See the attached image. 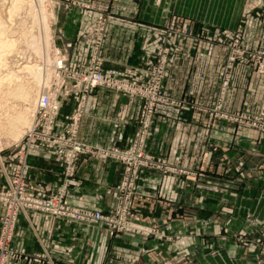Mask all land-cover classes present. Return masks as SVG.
Segmentation results:
<instances>
[{"label": "crops", "instance_id": "0c3cea01", "mask_svg": "<svg viewBox=\"0 0 264 264\" xmlns=\"http://www.w3.org/2000/svg\"><path fill=\"white\" fill-rule=\"evenodd\" d=\"M204 2L210 6L206 11ZM259 2L169 0L164 4L168 13L153 11L147 18L140 0H104L99 12L70 9L60 31L73 41L68 53L74 68L85 66L95 47L106 74L142 83L159 49L168 52L162 86L178 104L155 107L145 150L171 168H145L130 208L133 222L156 227L163 237L28 209L19 213L11 239L19 257L8 264H149L170 259L173 246L181 254L192 245L198 253L205 216L231 211L236 199L259 190L264 182V128L230 116L259 112L264 75L242 56L228 66L232 45L205 34L226 29L238 35L242 47H264V0ZM180 17L194 20V28L156 26L165 18L180 24ZM92 22L93 34L87 35ZM225 72L229 78L222 87ZM60 98L56 131L71 132L90 148L78 156L75 172L64 174V147L36 143L27 149L20 144L18 150L26 149L24 163L18 162L17 152L8 154L0 168V185L21 166L28 191L43 195L66 184L67 204L108 211L118 202L122 164L101 149L130 145L141 100L100 87L83 100L73 95Z\"/></svg>", "mask_w": 264, "mask_h": 264}, {"label": "rangeland", "instance_id": "374dc122", "mask_svg": "<svg viewBox=\"0 0 264 264\" xmlns=\"http://www.w3.org/2000/svg\"><path fill=\"white\" fill-rule=\"evenodd\" d=\"M10 1L0 0V21L6 26L9 37L16 39L15 45L17 46L14 45V51L11 50L12 53L8 54L9 57L13 55L11 59L9 58L11 61L8 60L10 61V67L12 66L11 68L18 70L15 76L17 79H14L15 82L18 84L23 83L21 86H26L30 95L27 100L18 99V97L14 96L6 97L7 99H5L4 103L8 105L10 110H5L3 115L5 117L8 114L14 116L18 109L28 108V119H31V121L29 120L27 125H23V132L17 139H13L6 131L4 132L3 128L0 129V168L6 163L8 154L16 153L20 148V144L27 143L26 133L35 125V122L38 121V125H42L43 111L42 108H39V99L42 95H49L53 98V103L57 104L58 109L63 104L60 98L63 95H73L77 101H79L78 96H80L81 100L83 99L82 94L86 93L82 91L81 76L78 77L77 74L87 71L86 69L94 55L95 47L85 66L72 67L69 63L68 51L72 47L73 41L64 39L60 28L70 9L79 12L93 9L94 12H99L98 9L103 8L104 0H30L35 6H31V11L28 10L29 5H27L19 13L11 17L8 13ZM167 1L169 0H140L139 8L142 15L146 18L151 13L153 14V11L157 14H164L169 11L164 6ZM257 1L259 2L260 0ZM203 7L205 11L210 8L206 2H204ZM74 10L71 11L74 12ZM40 11L43 12L41 13ZM185 18L186 22L184 18H178L185 25L184 27L180 25L181 23H171L169 19L166 20L167 18L156 26H165L167 29L172 30L187 29V31L194 28V20ZM93 23L88 25L87 35L94 31L90 27L94 25ZM47 27L48 30L46 29ZM209 27L208 29L204 27V29L209 30ZM47 39L49 40L48 42H46ZM98 40L99 38H96L94 46L98 43ZM19 63L21 65L32 64L34 69L19 71L20 66H17ZM55 130H58V125L55 126ZM234 202L232 204L235 207H232L231 211L222 210L218 215L209 214L205 216L203 228L199 230L201 238L199 244H197L198 253L194 252L193 249L195 247L192 245L188 248V251L181 254L177 253L175 246H173L169 256L170 259L162 258L160 261L157 259L159 262H150L149 264H264V182L259 186L258 191L252 193L249 197H240ZM140 232L163 237L161 231L153 226L142 227ZM170 260L172 261L171 263L169 262Z\"/></svg>", "mask_w": 264, "mask_h": 264}, {"label": "built area", "instance_id": "2783aa9c", "mask_svg": "<svg viewBox=\"0 0 264 264\" xmlns=\"http://www.w3.org/2000/svg\"><path fill=\"white\" fill-rule=\"evenodd\" d=\"M206 35L214 40L227 42L232 45L229 56V65L237 56L247 58L249 65L258 73L264 75V47L246 48L239 43L238 35L226 29H215ZM167 50L160 48L157 59L152 65L149 78L145 82H138L123 77H113L103 72L100 57L94 53L87 71L79 72L83 85L82 98L96 88H104L140 98V111L137 126L128 147L111 146L101 149L104 156L119 161L122 164L121 180L118 186L119 196L115 207L108 211H94L67 204L63 200L66 184L59 186L55 191L43 195L28 191V183L24 171L19 166L13 175L8 176L6 182L0 185V204L2 213L0 215V264H8L9 260L19 257L11 246V239L15 223L19 213L28 209L44 211L50 215L63 217L69 220L80 221L86 224L103 222L115 231H142V226L134 224L130 220L131 201L135 194V186L138 177L145 168H158L169 171L171 167L166 165L165 160L148 153L145 150V141L151 125L155 107L158 104L171 103L177 105L169 96L167 90L162 86L164 68L167 61ZM60 63V62H58ZM62 67V66H60ZM228 72H225L222 87L227 84ZM82 99V100H83ZM39 108H42V125H35L26 133L27 149L36 144L44 143L50 148L64 147L63 164L64 174L70 176L75 172L76 161L80 154L90 150L87 144L81 143L69 132H56L58 107L53 103L49 95H42L39 99ZM224 117H228L225 115ZM231 118H241L249 125L264 128V95L260 110L257 114L241 115L233 114ZM40 121V120H39ZM18 162L24 163L26 149L17 150Z\"/></svg>", "mask_w": 264, "mask_h": 264}, {"label": "bare ground", "instance_id": "6f19581e", "mask_svg": "<svg viewBox=\"0 0 264 264\" xmlns=\"http://www.w3.org/2000/svg\"><path fill=\"white\" fill-rule=\"evenodd\" d=\"M37 3H38V1H37ZM9 4L10 5H9V8H8V13H9L10 17L14 16V14L19 13L27 5H29L28 6L29 7L28 10L31 11V6L33 5V3H31L30 0H11ZM32 7H35V6L33 5ZM34 10H32V11H34ZM24 13H26V12H24ZM34 17L36 18V16H34ZM40 19H42V18H40ZM42 20H44V19H42ZM35 21H36V19H35ZM46 29L48 30V27ZM45 35H48V34H45ZM48 41L49 40L47 39L46 42H48ZM15 43H16V39L9 37L8 30H7L6 26L2 23V21H0V129L3 128L4 132L6 131V133L11 135L13 137V139H17L19 136H21V134L23 132L22 131L23 125H25V124L27 125V123H29L28 121L29 120L31 121V119H28V108H24V109H21V110L18 109L17 113L15 112L14 116L11 115V114H8L5 117L3 115L5 110L8 109V105L6 103H4L5 99H7L6 97L14 96V97H18V99L27 100V99H29V95H30L29 89L26 88V86H21L23 83L22 84H18L14 80V79H17V78H15V76L17 75L18 70L11 68L12 66L10 67V61H11L10 59L13 57V55H11L12 57H9L8 54L11 52V50L14 49L13 47H14ZM30 44H31V42H30ZM47 50H48V48H47ZM48 52H49V50H48ZM22 53H23V50H22ZM23 55H24V53H23ZM17 66L18 67L20 66L19 71H21V70L23 71V69H26V71H29V69L30 70L34 69V65L28 64V63L23 64V65H21V63H19ZM9 110L10 109H8V111ZM6 127H7V129H6Z\"/></svg>", "mask_w": 264, "mask_h": 264}]
</instances>
